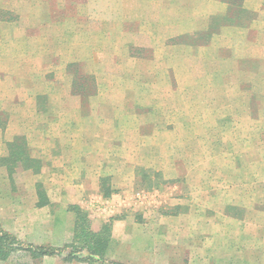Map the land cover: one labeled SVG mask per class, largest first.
<instances>
[{
  "label": "rangeland",
  "instance_id": "rangeland-1",
  "mask_svg": "<svg viewBox=\"0 0 264 264\" xmlns=\"http://www.w3.org/2000/svg\"><path fill=\"white\" fill-rule=\"evenodd\" d=\"M25 1L0 0V20H12L0 38L30 33L31 67L43 72L38 114L76 116L85 146L112 151L100 156L106 204L95 206L103 213L93 218L86 205L63 209L64 202L45 207L53 216L46 231L72 232L61 247L42 246L62 252L55 263L264 264V59L248 57L264 44L263 27L250 29L257 15L243 7L262 0H186L188 11L179 0H125L121 27L120 0ZM160 2L166 10L151 17ZM207 5L216 17L189 20ZM13 109L10 128L14 120L24 125L12 129L19 137L0 139L13 152L14 166L3 172L32 180L46 171L30 157L37 144L22 128L41 130L46 121L35 120L33 104ZM9 112L4 102L0 132ZM65 128L60 120L58 131ZM46 190L36 189L38 205H46ZM32 231L11 235L0 225V264L39 260L24 250L38 247L23 237ZM84 242L102 255L63 260L66 247L79 252Z\"/></svg>",
  "mask_w": 264,
  "mask_h": 264
},
{
  "label": "crops",
  "instance_id": "crops-1",
  "mask_svg": "<svg viewBox=\"0 0 264 264\" xmlns=\"http://www.w3.org/2000/svg\"><path fill=\"white\" fill-rule=\"evenodd\" d=\"M170 1L174 4V0ZM204 1L208 3V0ZM26 2L27 1L23 0L22 4H27ZM124 3L125 0H120V6L116 11V14L120 15L118 18V21H120L119 27L126 23L125 19L127 13L125 14V9H120V7H124ZM186 3V0H179V4L183 5L182 8L184 10L187 9ZM245 4L243 6L245 10L257 15V18L253 19L250 29L254 30V28L257 27L261 30L263 27L262 31L259 32V37L264 40V0H262L258 6L254 4ZM168 8V11H171L172 8V10H176L174 5ZM102 9L106 11V6H104V8L102 6ZM178 9L180 8L178 7ZM200 9L203 10V14L201 15H192L193 17H191L189 14V20L194 21L195 24L205 20L207 22L218 15L216 12L213 13L212 11H208V5L207 8ZM161 10H166L162 2L157 5L153 4L149 9L152 13L151 17L159 19L158 15ZM105 11H102L104 12V17L106 16ZM11 21L12 20H0L1 34L9 32L6 31L5 27L12 26ZM25 22L26 20L23 21L20 19L18 21L19 26ZM37 25L39 24L36 22L35 27ZM232 25L234 28L235 24ZM225 26L228 27L230 25ZM13 31L16 30L14 29ZM34 31L36 32V29ZM10 36H12V38L8 42L0 38V106L6 102L11 111V113H8L6 125L3 126L4 130L0 132V139L2 138L3 141L10 142L15 137L20 136L19 132H13L12 129H15L16 126L24 125L21 120H14L13 128H10L12 120L16 119L13 116V108H20L22 106L29 107L33 104L36 115L34 116L35 120L38 123H42L45 120L46 124L42 127L45 128V130L43 131L42 128H40L41 130L33 129L32 131H26L24 126L22 128V134L26 140L32 139L36 142L37 146L29 150L28 153L30 157H33L34 160H38V163L45 167L42 169L46 171V173H43V171L41 172L42 174L35 173V178L32 180L27 179L26 176L19 175L18 179H13L12 181L9 175L3 172L11 170L14 166L11 165L13 164L10 162L11 158H8L10 154L13 153L12 149L6 146H0V159L3 158L0 160V225L5 232L11 235H16V233L21 235V231L24 230V227H26L27 230L28 228L33 229L34 231L28 232L26 235H23V237L34 246L61 247L69 237H72V232L68 233L67 230H62L61 232L58 227L55 229L53 228V231L52 229L46 231L45 223L49 221L48 218L52 220L53 216L52 213L49 212V215H44L45 207H49L56 203L58 205L64 202L61 204L63 209L66 208V204L82 205L81 207H85L86 205L87 209L93 212L91 216L93 218L103 213L98 211L100 207L95 206V203H99L100 206L106 204V199H103L100 192V180L106 172V169H104V160L102 158L100 159V156L112 154V151H106L97 146H85L83 142V131L75 129L79 120H76V116L66 115L60 117V115L56 114H51L50 116L38 114L35 103H37L38 99L42 98L43 95V72L37 71L31 67L32 62L29 55V38L31 35L30 33L24 32L18 34L12 33ZM36 36L37 34H34V37ZM253 49L255 51H252L253 54L248 57L258 58L260 59L259 61H263L264 44L258 46L257 49ZM27 64H29V66H27ZM37 81L38 86L35 84V87H32L33 83ZM55 103L59 105V103L63 102H47V106L51 109L56 106ZM66 105L71 107L72 104L70 105L69 102H66ZM68 112H72V110H68ZM60 120L63 121L66 128L58 131ZM48 125H50L49 131L46 129ZM76 141L79 145L75 144ZM6 157L7 159H5ZM17 165H19L17 169L20 170V172L25 170L19 161ZM22 174L24 175L25 172ZM12 186L16 187L17 192L13 191L14 193H12ZM43 187L47 188L46 201L44 203L46 205H38L39 201L37 200L36 189ZM26 193L30 196L29 202L25 199ZM115 195L119 196L120 193H116ZM24 203L30 205L28 209H26ZM65 214L68 213L65 212ZM69 217H71L70 213ZM54 218H56V215ZM92 221L93 224L100 222L99 220L94 221V219ZM94 230L97 231V229ZM55 262L58 263L57 258L43 257L34 264H56Z\"/></svg>",
  "mask_w": 264,
  "mask_h": 264
},
{
  "label": "trees",
  "instance_id": "trees-1",
  "mask_svg": "<svg viewBox=\"0 0 264 264\" xmlns=\"http://www.w3.org/2000/svg\"><path fill=\"white\" fill-rule=\"evenodd\" d=\"M3 237L9 238V236L7 234H3ZM94 237H98V234L97 235L94 234ZM78 238H79L78 235H76V237H74L75 240ZM84 243H85L84 246L83 245L79 246L80 247V248H78L79 252H75V249H77V248H75L73 246L66 247V248H69L70 250H69V252H67L65 254V256L63 257V260L64 261L75 260V255L81 253L82 251L86 252L88 260L92 257L95 259V257H100L102 255L100 251L99 252L101 255L97 254L98 252L96 253L95 248L92 246H89V244H87L88 242H84ZM24 250L26 252H29L31 255H33L34 258H39V259H41L43 257H53L55 255H58V256L62 255V252L60 250H55V249H51V248H44L42 246L41 247L40 246L39 247L28 246V247L24 248Z\"/></svg>",
  "mask_w": 264,
  "mask_h": 264
}]
</instances>
